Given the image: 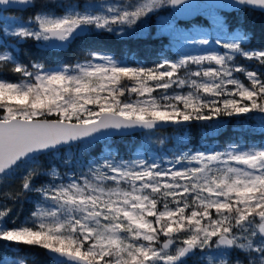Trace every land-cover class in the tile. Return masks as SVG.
Wrapping results in <instances>:
<instances>
[{
    "label": "snow or ice",
    "instance_id": "6c2138e0",
    "mask_svg": "<svg viewBox=\"0 0 264 264\" xmlns=\"http://www.w3.org/2000/svg\"><path fill=\"white\" fill-rule=\"evenodd\" d=\"M21 8L31 15H4ZM224 8L264 13V0H0V242L41 248L56 264H264V142L184 145L170 157L108 151L86 167L72 155L108 130L257 114L264 122V46L249 47L242 25L230 31L217 14ZM169 9L159 32L199 54L177 51L147 66L93 50L83 62L47 65L20 61L9 43L67 44L91 30L131 38ZM196 10L212 16L215 35L178 26ZM62 150L68 170L45 168L40 158ZM30 196L29 217L9 221ZM0 264L29 260L0 257Z\"/></svg>",
    "mask_w": 264,
    "mask_h": 264
},
{
    "label": "trees",
    "instance_id": "16d2710c",
    "mask_svg": "<svg viewBox=\"0 0 264 264\" xmlns=\"http://www.w3.org/2000/svg\"><path fill=\"white\" fill-rule=\"evenodd\" d=\"M75 2V0H64V3ZM54 14H61L62 9L57 7L53 9ZM171 10H162L158 14H154L150 21L138 31L137 35L131 38H121L113 34H108L98 30H91L89 34L79 37L72 41L67 49H59L51 46L47 42H23L19 44L10 41L12 48L16 50V54L20 61L24 63L42 62L47 65L57 64H75L83 62L93 50L105 51L113 55L116 59L123 63L144 64L152 66L158 62L162 55L167 54L169 58H175L177 51L181 49L177 46L178 40H174L172 36L167 34L161 35L157 18L161 14L170 15ZM32 9L27 11H9L4 13L10 17L17 18L21 16H29ZM226 21V27L235 32L236 28L242 25L249 33V40L246 42L249 47L264 46V13L260 11L245 12H224L219 10L217 13ZM178 26L184 24L177 21ZM193 23H199L203 27H209L212 24L211 16L205 11L198 15ZM161 49L164 51L162 52ZM242 61V60H241ZM6 78L15 81L17 76L12 73H6ZM243 79V77H241ZM122 83H130L122 81ZM134 99V95L126 97ZM159 139H163L165 143L159 145L156 143ZM239 142L241 145H259L264 142V122L260 115L248 117H224L218 122H211L208 125L195 124L189 128L188 125L182 127L171 126L161 130L146 131L128 136H117L107 141L90 143V149L86 154V161L100 158L111 151L118 154L119 158H134L141 151L143 153L153 152L160 156H168L183 149L187 145L188 149L196 150H220L223 146L231 143ZM61 157H55V154L42 156L41 162L45 168L49 166L63 167L62 159L65 154L63 150L60 152ZM55 157L50 161V157ZM68 170V169H66ZM44 181V178L37 181V184ZM18 186L19 176L15 181H11ZM35 202L34 196H30L27 200L21 201L14 206L9 221L16 219L17 223L24 221L29 217L30 211L33 209ZM12 205V202H8ZM11 227V223L8 224ZM16 255L25 257L29 260V264H56L45 250L33 247L27 248L18 246L9 242H0V257L13 259Z\"/></svg>",
    "mask_w": 264,
    "mask_h": 264
},
{
    "label": "water",
    "instance_id": "95a60500",
    "mask_svg": "<svg viewBox=\"0 0 264 264\" xmlns=\"http://www.w3.org/2000/svg\"><path fill=\"white\" fill-rule=\"evenodd\" d=\"M189 2L193 3V4L204 5V4H209V3H229V2H231V0H189ZM221 10H223L224 12L236 11V10L231 9V8H224ZM16 11H25V10L21 8V9H18ZM202 12H204V10L193 11L190 14L183 15V16L179 17L178 21H180L184 24L193 23L197 19L198 15L201 14ZM89 33H90V31L81 33L80 37L85 36ZM70 43L71 42H69L67 44H61V42H59V41H55V40L49 41V44L51 46L57 47L59 49H67L69 47ZM168 127H171V125L159 126L154 130H161V129H165ZM154 130H148V129H142V128L128 129V130H122V131L108 130L110 134H108V135H97L96 138L91 141V143L107 141L110 138L117 137V136H128V135H133V134L146 132V131H154ZM48 254L51 258H53L55 261H57L56 256H54L50 253H48Z\"/></svg>",
    "mask_w": 264,
    "mask_h": 264
},
{
    "label": "rangeland",
    "instance_id": "374dc122",
    "mask_svg": "<svg viewBox=\"0 0 264 264\" xmlns=\"http://www.w3.org/2000/svg\"><path fill=\"white\" fill-rule=\"evenodd\" d=\"M163 16H168V15H166V14L163 13L160 16H158V18L156 20L158 25H159V21H160L161 17H163ZM220 18L222 19L221 16H220ZM211 20H212V24L209 27H203L199 23H191L189 25H185V26H182L180 28L183 29V30H193V29H197L198 28V29H202L204 31H213V34L215 35V29L217 28V25L213 21L212 16H211ZM176 42H177V44L179 43V41H176ZM47 43H49V41ZM180 49L183 52H191L192 54H199L200 51H201V49H199V48H197V49H184V48H180ZM241 62H244V61H241ZM89 149H90V145L89 144H86L84 147L80 148V150L78 152L76 151V148L75 147L72 150V155L75 157V159L78 160V161L83 162V164L85 165V167H86L87 162H88V161H86V154L88 153ZM141 153H143V152L141 151L139 154H141ZM139 154H137V155H139ZM144 154H147V153H144ZM148 155L151 156V157L160 156L158 154H154L153 152H149ZM55 157L60 158L61 157V153L60 152L55 153ZM55 157H53V156L50 157V161H53ZM190 166H196L195 162H193ZM63 167H64V165H63ZM57 168L59 170H61L62 172L63 171H67L66 169H60L59 167H57ZM13 181H15V180H13ZM10 184H11V187L12 188H15L16 187V185H14L12 182H10ZM3 190H8V185L7 184L3 186Z\"/></svg>",
    "mask_w": 264,
    "mask_h": 264
}]
</instances>
